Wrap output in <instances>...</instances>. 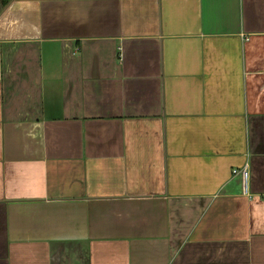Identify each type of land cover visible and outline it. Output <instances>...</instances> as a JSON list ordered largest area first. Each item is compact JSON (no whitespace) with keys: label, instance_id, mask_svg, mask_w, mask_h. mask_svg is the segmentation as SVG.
<instances>
[{"label":"crops","instance_id":"obj_1","mask_svg":"<svg viewBox=\"0 0 264 264\" xmlns=\"http://www.w3.org/2000/svg\"><path fill=\"white\" fill-rule=\"evenodd\" d=\"M0 264H264V0L0 1Z\"/></svg>","mask_w":264,"mask_h":264},{"label":"trees","instance_id":"obj_2","mask_svg":"<svg viewBox=\"0 0 264 264\" xmlns=\"http://www.w3.org/2000/svg\"><path fill=\"white\" fill-rule=\"evenodd\" d=\"M1 1V4L3 5V6H6V5H8V3L10 2V1H12V0H0Z\"/></svg>","mask_w":264,"mask_h":264}]
</instances>
